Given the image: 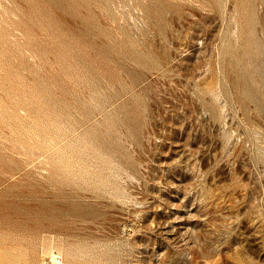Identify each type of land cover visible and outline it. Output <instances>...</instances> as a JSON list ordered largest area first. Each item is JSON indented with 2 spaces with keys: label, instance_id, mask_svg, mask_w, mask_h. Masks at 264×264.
I'll return each mask as SVG.
<instances>
[{
  "label": "rangeland",
  "instance_id": "1",
  "mask_svg": "<svg viewBox=\"0 0 264 264\" xmlns=\"http://www.w3.org/2000/svg\"><path fill=\"white\" fill-rule=\"evenodd\" d=\"M0 264H264V0H0Z\"/></svg>",
  "mask_w": 264,
  "mask_h": 264
}]
</instances>
